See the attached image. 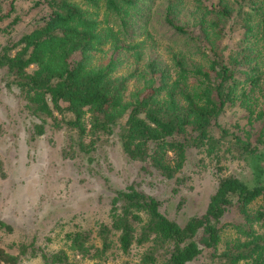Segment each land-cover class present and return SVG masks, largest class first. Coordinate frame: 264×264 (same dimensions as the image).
Segmentation results:
<instances>
[{
  "label": "trees",
  "instance_id": "trees-1",
  "mask_svg": "<svg viewBox=\"0 0 264 264\" xmlns=\"http://www.w3.org/2000/svg\"><path fill=\"white\" fill-rule=\"evenodd\" d=\"M16 1L0 0V83L36 134L54 125L73 158L116 132L143 174L175 189L195 157L215 183L183 223L136 184L116 188L95 225L65 231L57 249L0 244V264H264V0H38L14 35ZM228 110L243 125L224 123Z\"/></svg>",
  "mask_w": 264,
  "mask_h": 264
},
{
  "label": "rangeland",
  "instance_id": "rangeland-1",
  "mask_svg": "<svg viewBox=\"0 0 264 264\" xmlns=\"http://www.w3.org/2000/svg\"><path fill=\"white\" fill-rule=\"evenodd\" d=\"M36 1H16L20 20L12 30L14 35L27 31L35 23L41 12V8L35 6ZM231 42L227 39L225 43ZM100 59L97 56L94 62ZM129 68L130 64L125 62L118 72ZM25 112L0 83V162L4 173L0 175V217L13 227L10 233L0 231V244L6 248L32 239L37 245L50 249L61 247L65 231L95 225L105 218L108 196L114 189L131 183L158 198L162 212L178 223L203 212L215 183L210 163L194 165L195 157H191L183 170L189 178L173 189L171 182L140 172L137 163L122 153L116 132L103 138L93 151L65 158L62 131L54 125H46L43 134H36ZM222 121L231 128L236 122L240 125L245 122L236 110H228ZM84 141L88 143L86 150L93 148L89 135ZM223 164L241 176L247 173L242 163ZM232 217H228V221ZM232 231L229 229L227 233ZM205 260L200 257L189 264H205ZM21 264L41 263L31 259Z\"/></svg>",
  "mask_w": 264,
  "mask_h": 264
}]
</instances>
